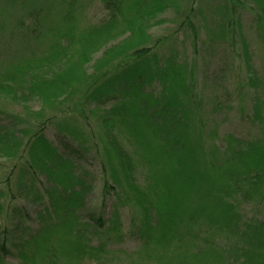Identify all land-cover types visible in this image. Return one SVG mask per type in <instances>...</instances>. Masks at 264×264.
Wrapping results in <instances>:
<instances>
[{"label":"trees","instance_id":"16d2710c","mask_svg":"<svg viewBox=\"0 0 264 264\" xmlns=\"http://www.w3.org/2000/svg\"><path fill=\"white\" fill-rule=\"evenodd\" d=\"M52 1L57 9L50 6ZM74 1L0 0V32H8L9 36L13 31L20 32L19 37L29 41L24 42L26 50H30V43L38 46L36 51L30 50L16 62H9L10 68L0 77V96L12 101L37 98L42 108L35 113L40 116L49 110L51 114L46 120L60 121L58 125H62L63 135L76 141V146H100L103 156L100 165L111 178L109 189L106 182L104 186L114 197L109 230L117 232L112 222L116 223L120 205L126 203L136 207L141 216L138 238L142 246L134 264L225 263L228 259L222 260L223 257L217 255L216 250L205 247L204 242L201 243L202 251L192 242H175L172 248L171 237L175 236L173 240L182 237L179 228L185 219L196 225L206 222L220 228L230 226L229 223L237 219L232 201L233 181L246 174L248 181L252 180L248 182L250 187L246 195L253 197L264 193V167L259 168L260 156L255 158L254 165L258 168H252L254 158H248L247 146L255 143L233 139V148L226 147L224 158L215 149L217 158L210 165L205 163L201 172L196 171V163L199 164L196 160L201 154L200 150L197 153L190 138V112L181 101L184 90L187 92L192 87L193 68L178 61L172 51L160 61L147 47L152 42L147 30L164 23L165 20L158 17L168 7H177L178 0H102L112 9V14L108 20L94 26H80ZM253 2L257 8V27L264 29V1ZM201 9L197 10L200 15ZM183 10L179 26L193 33V12L196 10L191 7L187 12ZM235 21L236 35L240 37L249 64L240 21ZM224 31L219 32L223 34ZM119 37H122L119 42L108 45ZM101 49V55L92 60ZM92 61L89 73L87 65ZM27 79L29 84L24 89L22 83ZM155 82L161 88L158 94L144 89ZM17 87L26 90V96L20 91L17 99ZM67 104H71L70 112L61 109ZM85 111L102 128L101 137L91 132L81 137L64 118L66 113L83 115ZM13 118L20 119L18 115ZM63 120L66 122L62 123ZM15 126L13 122L0 127V156L12 160L25 153L18 168L21 173L18 185L38 194L34 186L36 174H44L52 182L50 191L46 192L48 204L40 216V226L17 250L19 264H80L83 258L107 264L105 247L90 244L87 239L94 228L80 217L87 190L80 174L73 171L71 161L47 139L44 126L36 125L35 130L31 128L21 133ZM25 132H28V142L22 149ZM262 145L264 147V143ZM25 170L29 172L28 184H24L21 177ZM140 171L143 172L142 180L137 177ZM251 172L254 176L249 174ZM222 190L225 193L220 194ZM94 222L97 227H103L101 216ZM190 231L183 234L194 237ZM173 232L177 233L170 237ZM239 235L245 239L240 245L233 244L236 256L233 261L264 264V222L247 224ZM188 244L192 250L185 249L184 245ZM168 246L171 249L168 250ZM6 253L5 245H0V264H8L4 260Z\"/></svg>","mask_w":264,"mask_h":264},{"label":"rangeland","instance_id":"374dc122","mask_svg":"<svg viewBox=\"0 0 264 264\" xmlns=\"http://www.w3.org/2000/svg\"><path fill=\"white\" fill-rule=\"evenodd\" d=\"M75 1L74 10L76 15L78 14L80 26L100 25L112 14V9L107 8L102 0ZM202 2H204L203 5H201ZM177 3V7H168L164 14L158 17V19L163 18L164 23L153 25L147 30L152 40L147 47L150 48V53H155L160 61L172 51L178 61L186 62L189 68H193V88L191 87L187 92L184 90L181 101L190 112L188 118L191 121L190 138L195 143L197 153L200 150L201 154L200 159L196 160L199 162V164L196 163L198 165L196 171L201 172L204 170L205 163L208 162L210 165L217 158L214 154L215 149L217 154L224 158L227 152L226 147L233 148V139L243 143H249V141L255 143L247 146L250 152V154L247 153L248 158H254L252 168H258L255 166V158L260 156L259 168L264 167L262 145L264 143V29H259L256 24V4L253 0H178ZM50 6L58 8L55 1H52ZM186 7L196 10L193 12L195 13V32L193 33L179 26L181 11L184 9L183 11L187 12ZM198 8H203L201 15L197 12ZM236 19L240 21L244 42L248 47L249 64L246 63L240 37L236 35ZM231 27H233V33L230 32ZM220 30L225 31L221 34ZM19 35L20 32L16 31H13L11 36L8 32H0V77H3V72L10 68L9 62H16L19 56H26L30 50L36 51L38 48L36 44L30 43V50H26L27 45L24 42L27 39L23 40ZM121 38L111 41L108 45L119 42ZM102 50L93 55L92 60L98 58ZM92 63L93 61L87 65L89 73L92 71ZM22 84L25 89L29 79ZM144 89L158 94L161 88L158 82H155L149 87L145 86ZM20 91L22 92L23 89L17 87V99ZM25 92L26 90L22 95ZM40 104L41 101L34 97L12 101L0 96V127L9 126L14 122L16 130L20 132L31 128L35 130L36 125L44 126L43 132L47 139L60 154L71 161L72 167L75 168L73 171L80 174V179L87 185L83 197L84 208L80 212V217L97 230L93 232L94 229H92L87 240L93 246L103 244L104 250L108 253L107 259L104 260L107 264H134L136 254L142 246L138 238L141 217L138 210L126 203L123 206L120 205L116 223L112 222L117 232L109 230V217L112 208L114 209V197L108 190L111 182L109 173L108 171L104 173L100 165L103 158L99 150L100 146H76V141L63 135L62 125H58L60 121L46 120L51 114L49 110L43 111L40 116L35 113L41 110ZM71 104L62 106L61 109L68 111L71 109V106L69 107ZM14 114L20 119L13 118L16 116ZM66 114L64 118L70 121L69 124L76 128L77 134L81 137L85 138L89 132L102 136V128L86 111L83 115L75 114V112L71 113L73 115ZM64 122L66 121L63 120L62 123ZM27 136L28 132H25L22 149L28 142ZM124 145V149L125 146H130V144ZM24 156L25 153H22L21 156L12 160L0 156V205L2 208L0 210V245L4 244L7 249L4 260L8 264H19L17 250L19 251L21 242L40 226V216L48 204L46 192L50 191L52 185L44 174H36L34 186L38 189L39 195L20 188L17 179L21 173L18 168L24 161ZM186 163L189 164V161ZM25 171L27 173L24 172V176L21 177L24 184H28L29 172ZM142 173L140 171L137 175L140 180H142ZM249 174L254 176L252 172ZM248 182L252 180L248 181L246 174L239 175L238 180L233 181L232 201L235 205L234 212L237 213L234 223L220 228L209 226V223L206 224L204 221L203 224L196 225L194 221L185 219L179 228L182 237L177 236L173 240L175 236H171L177 232L169 235L170 246L174 248L175 242L189 244L192 242L201 248L199 251H202L201 243L204 242L205 247L216 250L217 255L223 257L222 260L228 259L223 264H241L239 260L233 261L236 258L232 250L233 244L240 245L242 239H245V237L240 238L239 234L245 230L247 224L259 225L264 222V193L260 192L261 194L248 197L246 195V189L250 187ZM104 185L108 189H105ZM179 190L187 192L185 188ZM219 193L223 194L225 191L222 190ZM100 216L103 227H97L94 222ZM186 230H191L194 237L191 234L189 237L185 236L183 233ZM170 246L167 247L168 250L171 249ZM184 246L185 249L192 250L191 246ZM152 247L155 248L154 245ZM141 253L144 254L142 250ZM178 257L182 259L181 256ZM80 264H98V261L93 258H83Z\"/></svg>","mask_w":264,"mask_h":264}]
</instances>
